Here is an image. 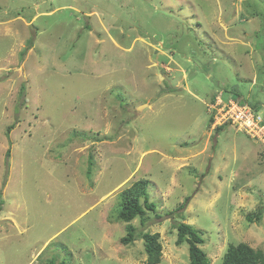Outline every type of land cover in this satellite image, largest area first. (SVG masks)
<instances>
[{"label": "rangeland", "instance_id": "obj_1", "mask_svg": "<svg viewBox=\"0 0 264 264\" xmlns=\"http://www.w3.org/2000/svg\"><path fill=\"white\" fill-rule=\"evenodd\" d=\"M260 49L264 0H0V264H146L141 231L189 264L177 223L264 252V134L210 124L234 89L264 118Z\"/></svg>", "mask_w": 264, "mask_h": 264}, {"label": "trees", "instance_id": "obj_2", "mask_svg": "<svg viewBox=\"0 0 264 264\" xmlns=\"http://www.w3.org/2000/svg\"><path fill=\"white\" fill-rule=\"evenodd\" d=\"M32 48L33 42L30 43ZM263 50L260 49V52ZM264 60V51L262 52ZM264 67V66H263ZM264 83V79L259 78ZM228 96V95H227ZM243 92L240 89H234L229 93V98L240 104L247 105L253 111L260 114V107L258 102H252V100H244ZM217 96L212 98V103L215 102ZM242 97L243 100H238ZM262 117V116H261ZM214 120L210 119V124ZM262 125H264V118ZM225 126H220L218 129L223 130ZM148 180H139L135 182L131 187L125 189L121 195V209L118 217L125 223H131L136 218H142L144 224L147 215V211L156 212V205L150 203L147 191H148ZM189 201V199L187 200ZM183 208V207H182ZM262 214V208L258 211L255 219L260 220ZM249 221H253V217L248 216ZM178 230L177 245L187 243L189 246V264H211L208 255L200 247L204 244V240L199 232L191 225L185 223H177L173 225ZM140 237L144 241L145 251L147 253L146 264H159L163 257V246L160 242L159 233H150L146 231L140 232ZM136 240V228L133 226L127 227V235L121 240L123 245H128ZM63 264V263H62ZM222 264H264V252L262 250H255L246 243H239L236 245H229L224 257Z\"/></svg>", "mask_w": 264, "mask_h": 264}, {"label": "built area", "instance_id": "obj_3", "mask_svg": "<svg viewBox=\"0 0 264 264\" xmlns=\"http://www.w3.org/2000/svg\"><path fill=\"white\" fill-rule=\"evenodd\" d=\"M223 102L219 106L216 99L211 104L212 106L216 104L219 107L217 115L213 116L217 123L222 121V125L227 123L242 131H254V135L258 134L257 132L264 134L263 117L261 115L256 114L249 106L240 104L233 99Z\"/></svg>", "mask_w": 264, "mask_h": 264}, {"label": "bare ground", "instance_id": "obj_4", "mask_svg": "<svg viewBox=\"0 0 264 264\" xmlns=\"http://www.w3.org/2000/svg\"><path fill=\"white\" fill-rule=\"evenodd\" d=\"M223 97V96H222ZM220 98L219 96L216 97V99ZM214 123H216L218 126H222V124L217 123L216 121H214ZM224 126V125H223Z\"/></svg>", "mask_w": 264, "mask_h": 264}]
</instances>
